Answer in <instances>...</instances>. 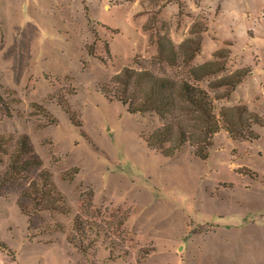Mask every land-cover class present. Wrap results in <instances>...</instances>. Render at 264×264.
<instances>
[{
    "label": "rangeland",
    "instance_id": "rangeland-1",
    "mask_svg": "<svg viewBox=\"0 0 264 264\" xmlns=\"http://www.w3.org/2000/svg\"><path fill=\"white\" fill-rule=\"evenodd\" d=\"M194 25L203 42L192 66L220 50L227 62L195 83L216 116L246 106L264 121V0H0V135H27L43 162L10 182L0 162V264H264V126L256 140L222 126L208 149L189 141L167 158L145 139L168 124L197 135L192 116L130 114L115 98L124 69L188 80L154 60L150 36L179 46ZM244 69L229 98L210 88ZM43 169L68 213L22 212Z\"/></svg>",
    "mask_w": 264,
    "mask_h": 264
},
{
    "label": "trees",
    "instance_id": "trees-1",
    "mask_svg": "<svg viewBox=\"0 0 264 264\" xmlns=\"http://www.w3.org/2000/svg\"><path fill=\"white\" fill-rule=\"evenodd\" d=\"M149 1L157 7L165 0ZM153 23H156V19ZM152 28L155 29L153 25L145 26L146 30ZM150 42L156 47L154 60L166 64L171 69L182 67L188 73V80H182L179 84L170 78L154 76L149 71L138 72L124 69L113 78L115 98L128 107L130 114L156 113L166 118L167 115L177 111L189 113L196 124L193 129L197 135L190 133L182 124L176 126L168 124L155 130L145 139L149 148L160 151L167 158L175 155L189 141L199 146L203 145L206 150L212 146L213 137L222 126L235 139H258L253 126H264V121L259 115L249 112L246 106H236L221 108L218 118L212 97L204 88L195 84L226 70L227 62L221 60L225 57L224 51L215 52L214 60L192 66L201 52L203 42L202 33L195 25L191 36L179 46H175L171 38L161 34L160 31H157L155 37L150 36ZM248 74V69L238 70L229 76L212 81L209 86L212 89H224L222 98H229ZM62 107L69 113L70 109H67L65 104ZM12 141L0 135V162L3 158L7 159L4 180L9 182L24 179L28 171L41 168L43 165L27 135H21L15 142ZM195 154L202 159L208 156L201 149H197ZM23 196L29 200L30 204L29 207L20 206V208L29 217L40 212L66 214L69 211L63 195L52 182L51 174L44 169L40 171L36 179L30 181ZM74 225L80 233L83 231L84 224L80 218H75Z\"/></svg>",
    "mask_w": 264,
    "mask_h": 264
},
{
    "label": "crops",
    "instance_id": "crops-1",
    "mask_svg": "<svg viewBox=\"0 0 264 264\" xmlns=\"http://www.w3.org/2000/svg\"><path fill=\"white\" fill-rule=\"evenodd\" d=\"M263 220H264L263 218L260 219V223H259V232H260L259 236H261V237H263V233H264L263 226L261 224V221L263 222Z\"/></svg>",
    "mask_w": 264,
    "mask_h": 264
}]
</instances>
